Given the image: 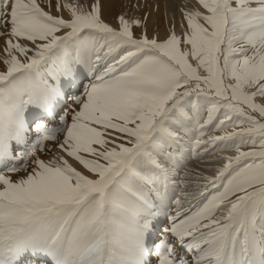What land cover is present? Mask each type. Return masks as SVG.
Instances as JSON below:
<instances>
[{"label": "snow or ice", "instance_id": "snow-or-ice-1", "mask_svg": "<svg viewBox=\"0 0 264 264\" xmlns=\"http://www.w3.org/2000/svg\"><path fill=\"white\" fill-rule=\"evenodd\" d=\"M198 3L157 39L103 0H0V264H264V0ZM218 146L199 202L172 199L161 160Z\"/></svg>", "mask_w": 264, "mask_h": 264}, {"label": "bare ground", "instance_id": "bare-ground-1", "mask_svg": "<svg viewBox=\"0 0 264 264\" xmlns=\"http://www.w3.org/2000/svg\"><path fill=\"white\" fill-rule=\"evenodd\" d=\"M117 1L121 2L122 0H103V2H104L103 18L105 19L106 22H108L112 26H117L118 25L117 17L120 14H124L126 18H140L143 21L144 17H142V18L139 17L140 15L138 13L140 11V7L142 8V6H143L142 4L145 2L142 1L143 3L141 4V2H140L141 0L140 1L139 0H129V1L127 0L126 2L123 1L122 3H127L126 8H130V10H131L129 12V14L126 15L124 13V9L122 7H120V5H117L118 4ZM38 2L41 3V5L43 7H45V10L51 11L52 14H54V15H62L65 18L70 17V11L66 8L61 7V10L59 12H57V10L55 8L56 0H52V7L51 8L48 7L49 0H46L47 3H45L44 0H38ZM91 2H93V0H59V3L61 5H63L64 3H69V4L78 5V6H84V7H87L88 4H90ZM155 2L156 3H154V4H156L157 8H158L157 9L158 10L157 15L155 16V13H154V16L148 17L147 21H146L147 32H148L149 36H150V31H148V30L151 28V26L157 25L159 23L160 19L163 23V20L166 16H168L170 18V20H171L170 22L173 25H175V27H177L178 29H180V30L186 29L187 25H186V21L184 20V17L182 14V9H184V8L199 9L200 8L198 0H162V2H157V0H155ZM161 3H162V5H161ZM150 4H152V3H150ZM124 6L125 5H123V7ZM151 10L152 9H150V11ZM125 12H126V10H125ZM151 12H153V11H151ZM126 13H128V12H126ZM149 14H145V15L147 16ZM165 21L167 22V18H165ZM166 22H164V23H166ZM133 27H134V30L138 34L143 32L142 28H139L135 25ZM153 29H154V27H153ZM153 29H152V31H153ZM162 29L163 28L161 27L159 29V33H158L159 35L158 34H157L158 36L156 35L160 39L165 38L167 35V33L165 31L166 29L165 28H164L165 30H162ZM155 31H156V29H155ZM4 43H5V41H4ZM4 47H5V45L3 43H1V45H0V56L1 57L4 56V52H3ZM205 116H206V113H205ZM201 122H203V120ZM222 132L223 131L212 130L211 132L207 133L204 137H202V139H207L210 136L218 135ZM181 134H183V133H181ZM51 142H53V141H48V143H51ZM51 146H52V152L59 151L55 142L53 144H51ZM235 153H236V148H234V149L223 148V149H218V150H214V151H209L207 154L202 155V156L193 157L191 154L189 158H184V160L179 164L178 167H176L172 164H169L165 160H161V163L165 164L170 169H174L173 172L169 173V176H170V179H173L175 181L176 186L178 188V193L177 194L174 193L172 195V199H176L177 197H179V199L181 200L183 205H185L187 207H194L195 203L199 202V199H200L199 194L204 191L203 186L207 183V181L204 179V177L215 176L216 175V169L223 166V164L226 162L224 159H222V157L234 155ZM50 155H51V153L45 154V156L43 158H47ZM69 162L73 163L74 166H77L71 158H69ZM190 164H193L194 167H197L199 170L195 169V171H198L201 174H198V173L194 174V172L191 174H186V173H188L186 171V169H187L186 167H188V165H190ZM171 193H173V192H171ZM190 201L193 203L190 204L189 203ZM225 210L226 209L222 208V209L218 210L215 214L217 216H219V215L223 214V212ZM175 244L179 245V241L176 240ZM185 255H187V253H185Z\"/></svg>", "mask_w": 264, "mask_h": 264}, {"label": "rangeland", "instance_id": "rangeland-1", "mask_svg": "<svg viewBox=\"0 0 264 264\" xmlns=\"http://www.w3.org/2000/svg\"><path fill=\"white\" fill-rule=\"evenodd\" d=\"M123 1H127V0H122L121 2H118V4L117 5H120V7H122L123 9H124V13L126 14V15H128L129 14V12L131 11L130 10V8H126V4L127 3H122ZM129 1V0H128ZM140 1V0H139ZM145 2V3H143V2ZM151 1V2H150ZM44 2L45 3H47L46 2V0H44ZM141 2V4L143 5H141L142 6V8L140 7V11H139V17H145L146 15L145 14H149V15H147L146 17L148 18V17H152V16H154V13H155V16L157 15V12H158V8H157V5L156 4H154V3H156L155 2V0H141L140 1ZM157 2H162V0H157ZM150 3H152V4H150ZM147 4V5H146ZM45 5V4H44ZM123 5H125L124 7H123ZM161 5H162V3H161ZM160 5V6H161ZM147 8H146V7ZM145 9V10H144ZM150 9H152L151 11H153V12H151L150 11ZM125 10H126V12H128V13H126L125 12ZM146 12V13H145ZM148 12V13H147ZM164 16V15H163ZM165 17V16H164ZM165 18H167V22L165 21ZM164 18V20H163V23H162V21H161V19L159 20V23L157 24V25H152L151 26V28L148 30V31H150V36L149 37H155L158 33H159V29L162 27L163 29L162 30H165L166 31V33H167V35H169V34H171V32L174 30L175 31V33L178 35V36H182V34H183V32L186 30V29H184V30H180V29H178L177 27H175V25H173L170 21V18L168 17V16H166ZM164 22H166V23H164ZM162 23V24H161ZM164 25V26H163ZM153 27H154V29H153ZM165 28V29H164ZM152 29H153V31H152ZM155 29H156V31H155ZM168 30V31H167ZM0 32H3V33H7L8 32V29H5V28H0ZM159 35V34H158ZM157 35V36H158ZM166 35V36H167ZM156 36V38L157 39H160L159 37H157ZM7 39V36L5 35V36H0V45H1V43H3L4 45H5V43H4V41ZM162 39V38H161ZM181 47L183 48L184 47V45H181ZM1 57V56H0ZM21 59H23V57H21ZM4 64H3V62H2V60H0V69H4ZM84 83H87V80H85L84 81ZM205 113H206V109H205V112H204V116H205ZM247 125H237L236 127L237 128H239V127H246ZM212 130H218V131H223V132H230V131H232V127H227V128H224V129H215L214 127H209L207 130H205V132H204V135H203V137L207 134V133H209V132H211ZM221 134V133H220ZM220 134H218V135H220ZM58 135H60V136H62V133H58ZM202 138V137H201ZM46 143V147H48V148H51L52 149V146H51V144H53L54 142H51V143H48V142H45ZM239 147H240V149L241 150H243V151H247V150H249V149H253V148H259V145L257 144V145H253V144H250V143H248V144H240L239 145ZM22 148H23V146H17V145H13V151H14V153H16V152H19V151H21L22 150ZM223 148H228V149H234L235 147H223V146H218V147H216L214 150H218V149H223ZM214 150H211V151H214ZM40 155H41V157L43 158L44 156H45V153H40ZM190 155H191V152H188V153H186V155H185V158H189L190 157ZM234 155H236V153L234 154ZM192 165V166H191ZM187 169H186V171L188 172V173H186V174H191V173H193L194 172V174H201V173H199L198 171H195V169H198L197 167H194L193 166V164H190V165H188V167H186ZM29 171H30V167H29V169H28ZM199 170V169H198ZM190 172V173H189ZM6 174H8V175H11V177L15 180V179H19V178H21V177H23V176H25L26 174H27V172L24 170V168H20V170L18 171V172H16V173H6ZM171 180H173V179H170V182H171ZM169 190H170V193L171 192H173V193H175V194H177L178 193V188H177V186H176V183H174V184H172V183H170L169 184ZM161 219L163 220V217H161ZM164 223H167V221H164ZM160 227H163V224H161L160 225ZM175 241L176 240H173L172 241V243H173V245L176 247H178L179 245H177V244H175Z\"/></svg>", "mask_w": 264, "mask_h": 264}]
</instances>
